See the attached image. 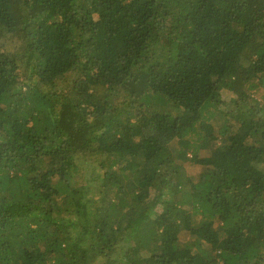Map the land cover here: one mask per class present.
<instances>
[{
    "label": "trees",
    "instance_id": "1",
    "mask_svg": "<svg viewBox=\"0 0 264 264\" xmlns=\"http://www.w3.org/2000/svg\"><path fill=\"white\" fill-rule=\"evenodd\" d=\"M0 264H264V0H0Z\"/></svg>",
    "mask_w": 264,
    "mask_h": 264
},
{
    "label": "rangeland",
    "instance_id": "2",
    "mask_svg": "<svg viewBox=\"0 0 264 264\" xmlns=\"http://www.w3.org/2000/svg\"><path fill=\"white\" fill-rule=\"evenodd\" d=\"M206 124L207 123H204V126L202 127V129H205L206 128ZM216 135H218L217 132H216ZM201 154L202 155H206L207 154V151H202ZM188 164H189V162L186 163V165H188ZM198 167L199 166H197V165H191L190 164V166H188L189 169H187L188 170V173L187 174L196 176L199 173L198 171L200 170V168H198ZM185 238H188V236H186Z\"/></svg>",
    "mask_w": 264,
    "mask_h": 264
}]
</instances>
